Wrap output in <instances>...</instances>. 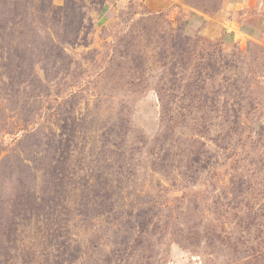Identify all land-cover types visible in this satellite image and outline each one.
<instances>
[{"label":"rangeland","instance_id":"rangeland-1","mask_svg":"<svg viewBox=\"0 0 264 264\" xmlns=\"http://www.w3.org/2000/svg\"><path fill=\"white\" fill-rule=\"evenodd\" d=\"M0 264H264V0H0Z\"/></svg>","mask_w":264,"mask_h":264}]
</instances>
